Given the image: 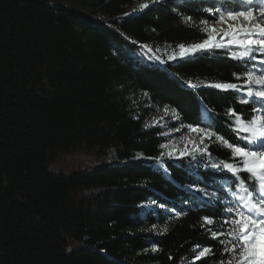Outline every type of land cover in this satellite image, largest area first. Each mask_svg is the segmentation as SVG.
Returning a JSON list of instances; mask_svg holds the SVG:
<instances>
[{"label":"trees","instance_id":"1","mask_svg":"<svg viewBox=\"0 0 264 264\" xmlns=\"http://www.w3.org/2000/svg\"><path fill=\"white\" fill-rule=\"evenodd\" d=\"M147 1L0 0V264H210L195 259L197 245L220 253L203 218L219 213L211 227L227 231L221 210L243 195L209 166L229 151L206 141L211 159L157 160L165 138L145 124L167 105L185 127L236 141L226 113L259 115V103L187 82L240 84L264 65L223 50L168 61L175 45L201 38L182 18L211 21L205 9L225 0L141 10ZM145 93L150 107L131 108ZM144 227L158 232L136 233Z\"/></svg>","mask_w":264,"mask_h":264},{"label":"snow or ice","instance_id":"2","mask_svg":"<svg viewBox=\"0 0 264 264\" xmlns=\"http://www.w3.org/2000/svg\"><path fill=\"white\" fill-rule=\"evenodd\" d=\"M155 2L156 0H150V3ZM150 3H142L139 7L141 10L149 8ZM229 3L230 0H225L224 4L219 6L213 4L212 7L205 9V12L213 17L211 21L201 19L197 23L191 16H184L183 22L197 28L201 38L194 42L175 45L167 54V60L170 62L184 60L200 53L223 50L233 60L241 62L258 60L260 65H264V0H240V6L237 7H229ZM155 59L164 62L160 56H156ZM233 75L237 80L241 79V76L235 73ZM242 79L243 82L240 84L225 81L187 82L193 89L210 87L224 92L241 93L240 103L243 104L259 103L260 107L252 108L253 112L262 113L259 115L243 116L233 110L226 113L233 120L232 130L237 135L236 141L229 142L211 125L206 128L188 125L189 131L197 136L192 139L181 137V140L194 147L189 150L186 145L183 150H178L174 144H161V149L167 151H161L156 157L157 160H162L165 156L170 159L191 156L195 159L199 154L211 159L206 141L219 142L229 151V159L213 162L209 166L218 171L231 173L238 181L243 195L237 198L239 203L229 202L228 206L221 210L226 213L223 224L228 226L227 231H215L211 227L216 223L214 217L219 213L203 218V226H206L208 235L212 240L219 241L221 250L218 254L211 246L197 245L199 251L196 252L195 259L208 257L210 264H264V67L258 70L245 69ZM169 112L174 119H179L175 110L166 105L165 115ZM149 126L145 124L146 128ZM140 155L138 154V158ZM233 195L235 196V193ZM164 231H167V228ZM224 236L229 239L221 240L220 238Z\"/></svg>","mask_w":264,"mask_h":264},{"label":"rangeland","instance_id":"3","mask_svg":"<svg viewBox=\"0 0 264 264\" xmlns=\"http://www.w3.org/2000/svg\"><path fill=\"white\" fill-rule=\"evenodd\" d=\"M159 1L160 0H156V2ZM147 2L150 3V0H148ZM217 27H219V25H217ZM129 105L131 108L136 110H138L141 107L145 109L150 107L148 98L144 94H139L131 97ZM146 123L150 126L160 128L161 135L165 138V142L163 144L166 143L174 144L178 150H183L186 145L188 149H192L194 147V145L189 144L187 141H182L181 137H188L189 139H192L193 137H196L197 134L191 133L188 127H185L181 123L180 118L174 119L171 112H169L168 115H165L164 109L155 111L151 114V116L148 118ZM162 151H167V150L162 149ZM152 205L153 203L150 202L147 203L144 207L147 209ZM156 232H158V229H156L155 227L139 228L136 231L137 234H141V235H149ZM154 252L155 251H153V249H146L142 251L140 254L149 255V254H153Z\"/></svg>","mask_w":264,"mask_h":264}]
</instances>
